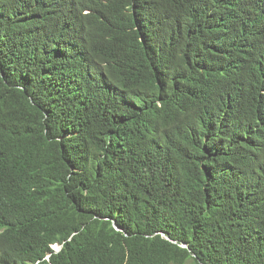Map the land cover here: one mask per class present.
<instances>
[{"label":"trees","instance_id":"trees-1","mask_svg":"<svg viewBox=\"0 0 264 264\" xmlns=\"http://www.w3.org/2000/svg\"><path fill=\"white\" fill-rule=\"evenodd\" d=\"M0 264H264V0H0Z\"/></svg>","mask_w":264,"mask_h":264},{"label":"water","instance_id":"water-1","mask_svg":"<svg viewBox=\"0 0 264 264\" xmlns=\"http://www.w3.org/2000/svg\"><path fill=\"white\" fill-rule=\"evenodd\" d=\"M116 227L119 229V227L116 225ZM186 246V245H185ZM62 247L59 245V244H57V245H55V249L56 250H60Z\"/></svg>","mask_w":264,"mask_h":264}]
</instances>
